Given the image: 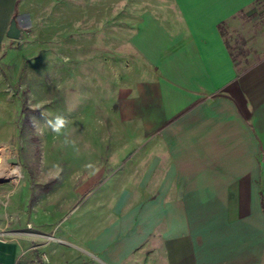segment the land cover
<instances>
[{"label":"crops","instance_id":"obj_1","mask_svg":"<svg viewBox=\"0 0 264 264\" xmlns=\"http://www.w3.org/2000/svg\"><path fill=\"white\" fill-rule=\"evenodd\" d=\"M262 1L167 0V29L153 21L166 9L134 11L153 67L140 138L103 184L44 185L46 259L8 231L0 264H264ZM14 2L0 0V32Z\"/></svg>","mask_w":264,"mask_h":264},{"label":"rangeland","instance_id":"obj_2","mask_svg":"<svg viewBox=\"0 0 264 264\" xmlns=\"http://www.w3.org/2000/svg\"><path fill=\"white\" fill-rule=\"evenodd\" d=\"M168 5L167 0H18L21 37L6 36L7 26L0 32V165L19 170L16 181L0 176V239L13 231L22 254L43 259L40 245L57 227L43 231V211L52 204L43 197L44 185L55 192L69 180L79 187L89 180L103 184L117 175L121 155L135 147L139 91L153 67L132 41L134 11L166 9L154 11L153 21L161 25L155 28L167 29ZM256 8L264 10V1ZM143 20L149 25L150 19ZM57 116L67 120L61 134L46 123ZM120 144L126 145L123 151ZM10 156L17 162L7 161Z\"/></svg>","mask_w":264,"mask_h":264},{"label":"water","instance_id":"obj_3","mask_svg":"<svg viewBox=\"0 0 264 264\" xmlns=\"http://www.w3.org/2000/svg\"><path fill=\"white\" fill-rule=\"evenodd\" d=\"M16 12L14 11L8 21V25L6 27L5 34L10 38H19L22 35V27H20L16 20ZM9 162H17V157L10 156L7 158Z\"/></svg>","mask_w":264,"mask_h":264},{"label":"clouds","instance_id":"obj_4","mask_svg":"<svg viewBox=\"0 0 264 264\" xmlns=\"http://www.w3.org/2000/svg\"><path fill=\"white\" fill-rule=\"evenodd\" d=\"M47 125L49 128H51V130L56 133V134H61L62 130L66 128L67 125V120L65 117L63 116H57L55 117L54 120H47L46 121ZM33 127H36V123L35 121L33 122ZM63 143L69 144L70 141L67 139V137L65 138V140L63 141ZM74 143V142H71ZM93 165L92 164H87L85 165V167L91 168Z\"/></svg>","mask_w":264,"mask_h":264},{"label":"bare ground","instance_id":"obj_5","mask_svg":"<svg viewBox=\"0 0 264 264\" xmlns=\"http://www.w3.org/2000/svg\"><path fill=\"white\" fill-rule=\"evenodd\" d=\"M1 175L6 178H11L12 181H16V177L19 175V170L17 168L7 169L0 165V176Z\"/></svg>","mask_w":264,"mask_h":264},{"label":"trees","instance_id":"obj_6","mask_svg":"<svg viewBox=\"0 0 264 264\" xmlns=\"http://www.w3.org/2000/svg\"><path fill=\"white\" fill-rule=\"evenodd\" d=\"M17 3H18V0H15L13 9H16L17 8Z\"/></svg>","mask_w":264,"mask_h":264},{"label":"built area","instance_id":"obj_7","mask_svg":"<svg viewBox=\"0 0 264 264\" xmlns=\"http://www.w3.org/2000/svg\"><path fill=\"white\" fill-rule=\"evenodd\" d=\"M3 235V233H1ZM47 237H50V236H47ZM51 238V237H50ZM44 259H46V256L44 255L43 256ZM13 264H18L17 262L13 263Z\"/></svg>","mask_w":264,"mask_h":264}]
</instances>
